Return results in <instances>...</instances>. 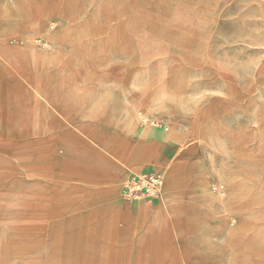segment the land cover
<instances>
[{
	"label": "rangeland",
	"instance_id": "obj_1",
	"mask_svg": "<svg viewBox=\"0 0 264 264\" xmlns=\"http://www.w3.org/2000/svg\"><path fill=\"white\" fill-rule=\"evenodd\" d=\"M0 14L18 69L68 117L39 115L0 63V264H181L123 199L130 172L154 168L164 205L141 202L177 210L183 261L264 264V0H0Z\"/></svg>",
	"mask_w": 264,
	"mask_h": 264
},
{
	"label": "crops",
	"instance_id": "obj_2",
	"mask_svg": "<svg viewBox=\"0 0 264 264\" xmlns=\"http://www.w3.org/2000/svg\"><path fill=\"white\" fill-rule=\"evenodd\" d=\"M8 31V25L6 23V19L2 14H0V63L5 72L11 74L13 79L11 80L10 86L14 88L16 91H20L23 96L26 98H31L32 102L36 106V112L39 114L40 110H37L40 106L44 108V116L48 118V116L55 114L59 118L63 119L65 122L68 121V117L62 112H60L55 103L47 96L44 89L30 79L25 77V75L18 69L17 67V57L20 55V52L15 47H10L6 43L5 37L6 32ZM4 65H3V64ZM50 107V108H49ZM40 115V114H39ZM68 124L77 131L80 135V139L83 143H87L86 145L93 150L97 151L98 155L105 159V157L111 158L114 161H120L121 153L123 149H120L118 152L114 153L110 146L104 141L97 137L92 136V134L87 131L81 129L79 126L72 125L70 120ZM130 125V122H126L125 128ZM142 134V133H141ZM160 138V144L155 150V154L158 159L162 162L163 165H168L170 162V156L173 151V147L170 143V137L167 135H161L157 130H153V133ZM85 141V142H84ZM65 148L71 150L65 144ZM143 153L144 150H142ZM84 154L83 152H81ZM142 153V154H143ZM142 157V156H141ZM106 159L108 162H110ZM143 158V157H142ZM180 163L175 162L173 165L169 164L170 171L175 173L180 168ZM156 170V168H154ZM157 171V170H156ZM141 172V171H139ZM134 173V172H130ZM138 173V172H136ZM113 176H108L106 180H111ZM165 182V179H164ZM146 200V199H145ZM147 203H153L155 201L162 203L164 202L163 195L160 200H146ZM132 215L136 218L143 217L146 221H149L153 228L163 237L167 242L168 246L175 253L173 255L178 254L179 261L181 264H188L187 261H183L182 256L185 255L183 239L181 236V226L182 221L178 217L177 210L173 207L164 208V209H156L151 210L148 206H144L141 201L133 202ZM164 205V204H163ZM137 224L135 225V232H137Z\"/></svg>",
	"mask_w": 264,
	"mask_h": 264
},
{
	"label": "built area",
	"instance_id": "obj_3",
	"mask_svg": "<svg viewBox=\"0 0 264 264\" xmlns=\"http://www.w3.org/2000/svg\"><path fill=\"white\" fill-rule=\"evenodd\" d=\"M163 185V174L156 170L130 173L122 187L123 199L160 200L163 195Z\"/></svg>",
	"mask_w": 264,
	"mask_h": 264
},
{
	"label": "bare ground",
	"instance_id": "obj_4",
	"mask_svg": "<svg viewBox=\"0 0 264 264\" xmlns=\"http://www.w3.org/2000/svg\"><path fill=\"white\" fill-rule=\"evenodd\" d=\"M50 108V107H49ZM139 201H146L145 199H136L133 202H139ZM147 202V201H146ZM183 258H186V255L182 256ZM185 261V260H184Z\"/></svg>",
	"mask_w": 264,
	"mask_h": 264
}]
</instances>
